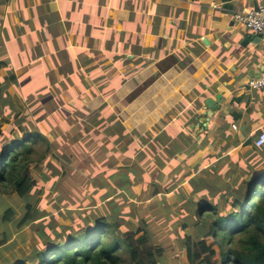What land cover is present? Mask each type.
Segmentation results:
<instances>
[{
  "label": "crops",
  "instance_id": "1",
  "mask_svg": "<svg viewBox=\"0 0 264 264\" xmlns=\"http://www.w3.org/2000/svg\"><path fill=\"white\" fill-rule=\"evenodd\" d=\"M262 2L0 0V62L4 63L1 77L10 80L8 88L20 86L29 103L51 95L57 109L55 100L60 99L59 107L67 106L70 118L75 113L83 114L77 118L81 122L99 111L102 118L96 120L92 129L103 128L106 135L119 141L124 138L116 133L126 130V139L136 144L137 153L142 152L140 137L149 130L147 127L143 135L139 131V114L149 124H156L152 122L154 114L177 113V119L170 121L174 134L185 130L193 136L192 129L196 128L197 141L199 144L202 141L199 147L203 148L202 159L195 167L205 164L180 179L183 187L179 189L190 194L189 181L203 178L204 166H215L228 156L235 158L228 151L231 145L243 146L248 142L254 145L258 137L253 135L254 129L264 130V91L240 89L241 83L246 86L251 78L261 75L259 67L264 56L258 55L254 46H251L254 56L240 53L242 39L235 35L236 23L232 25L233 12L256 8ZM234 89L240 90L236 93ZM220 92L225 96L219 110L204 129L199 120L204 116L205 100ZM130 96L137 98L129 101ZM144 97L148 99L146 105L140 102ZM240 97L244 102L231 111L235 98ZM109 98H113V104L108 103ZM154 99L160 105L150 104ZM93 100L99 104L93 105ZM233 111L239 112L238 119ZM233 125L237 126L236 132L231 128ZM221 140L222 145L227 144L225 151L218 150ZM168 160L173 161L171 165L175 160L184 162L179 155ZM175 171H180V166ZM112 175L105 181L103 174L100 183L95 181L93 185L111 191L121 185L110 179ZM129 179L133 185L134 180L130 176ZM174 186L177 189L179 185Z\"/></svg>",
  "mask_w": 264,
  "mask_h": 264
},
{
  "label": "rangeland",
  "instance_id": "2",
  "mask_svg": "<svg viewBox=\"0 0 264 264\" xmlns=\"http://www.w3.org/2000/svg\"><path fill=\"white\" fill-rule=\"evenodd\" d=\"M235 31V35L241 39L246 34L245 32H250L237 23ZM239 46L240 53L248 52L250 56H254L252 45L242 47L240 42ZM244 85L241 83L240 89L241 87L246 89ZM240 89L233 91L238 93ZM7 94L10 109L3 111L4 113L0 117V133H3L0 136V150L14 138L26 137L30 131L44 134L49 141L53 142V149L46 157H43L42 162L30 165V175L35 180L36 186L28 197L22 198L17 193L7 194L0 188V264H16L24 259L30 260V256H34L40 251L39 245L45 243V239L38 235L37 229H42L49 235L48 238L54 237L51 235L52 231L56 229L61 235L57 237L63 240L67 237L64 235H71L81 227L87 228L93 225L97 217L102 215L108 216L112 221L120 224L119 233L121 231L130 232L147 223V227L150 225L153 232L150 243L164 249L163 264H188L187 252L181 248L180 241H187L190 237L188 244L193 245L199 239L200 233L192 226L186 229L183 227L185 222H189L190 225L194 224L196 208L195 204L191 205L188 202V198L180 200L183 195L181 194L182 189H179L183 187L180 179L188 173H195L196 168L205 163H199L195 167V164L202 159L203 148H199L191 157L185 156L187 159L179 154L184 162L175 160V164L171 165L173 161L167 159L164 151L169 143L168 145L163 144L159 136L164 132L166 138L173 139L175 137L174 126L170 124V121L173 119L175 121L177 114L167 112L160 118V115L156 113L152 117V122H157L156 124H149L146 117H141L139 114L141 122L138 127L139 131L143 135L145 129L147 127L149 129L147 133H144V136L149 133L147 138L148 145L151 147L146 145L142 148V152L147 157L146 161L141 160L140 155L138 157L136 144H130V150L123 155L112 154L105 160V158L99 159L100 156L107 155L104 152L105 148L110 150L113 147H120L116 143L120 139L112 138L108 133L106 135L103 128L92 129L96 120L102 118L99 111L88 116L86 122H81L77 118L83 114L75 113L70 118V115L67 114V106L59 107L60 99L55 100L58 104V108L55 109L54 99L51 95L49 97L45 95L46 98L37 97L29 103V98L18 85L9 87ZM93 102V105L99 104L97 100H93ZM113 102V98L108 99V103L113 104ZM183 104L180 107H183ZM135 106L139 108L137 103ZM255 107H258L257 103ZM251 108L253 107L249 109ZM160 123L170 125L171 128L160 127L158 125ZM234 127L237 126L233 125L231 128L236 132L237 128ZM153 129H157L158 133H155ZM116 130L118 131V129ZM192 130L193 136H190L200 146L202 141L200 144L197 141V129ZM254 131L256 132L253 135L259 136L264 130L261 131L258 128ZM55 132L61 133L57 136ZM222 141L217 147L218 150L225 151L227 144L222 145L224 144ZM121 143L126 145L128 139L121 140ZM221 145L222 147L219 148ZM206 147L215 150L213 146ZM257 148L251 142L237 147H234L233 144L231 150L228 151L235 154L236 157L228 162L239 167H253L256 170L252 172L249 169V175L254 176L260 172V169H264V147ZM64 160L68 162H64ZM175 165L176 167L180 166V171L174 172ZM129 166H133L137 171L133 175L128 174L131 180H134V184L130 188L137 197L123 196L122 192H119L104 200L103 196L106 191L99 190L96 186L100 183L99 177H103L104 174L106 181L116 171L124 170L125 173H128ZM169 167L172 170H168ZM228 168V164H223L216 169L204 166L202 171L205 174L203 176L205 180L212 181L214 180L213 175L223 176ZM95 181L98 182L94 186ZM176 184L179 185L178 188L168 192V189ZM210 186L207 190L208 193L209 190L215 189L214 185L211 188ZM157 190L161 194L155 196ZM196 198L199 202L206 201L203 194ZM215 201L221 202L220 209L225 215L230 212L223 206L221 200L214 199ZM188 208L193 210L190 212ZM116 209H119L117 213H115ZM8 211L10 215H7V220L4 215ZM25 218L28 220L27 223L22 221ZM61 227L66 229V231L63 230L67 234Z\"/></svg>",
  "mask_w": 264,
  "mask_h": 264
},
{
  "label": "trees",
  "instance_id": "3",
  "mask_svg": "<svg viewBox=\"0 0 264 264\" xmlns=\"http://www.w3.org/2000/svg\"><path fill=\"white\" fill-rule=\"evenodd\" d=\"M3 65L4 63L0 62V71ZM8 81L10 80L1 77L0 72V117L3 111L10 109L7 94ZM140 92L142 93L143 90ZM136 98L130 96L128 100L133 101ZM140 102L146 105L148 99L141 98ZM154 102L156 106L160 105L156 99L153 102L150 101V104ZM243 102V97L235 98L230 107L231 111ZM159 111H162V108L159 107ZM233 112L236 113V111ZM157 114L163 115V113ZM239 116L237 111L235 118L238 119ZM116 126L119 128V123ZM120 131L116 134L124 138L123 141L126 140L128 137L126 130ZM153 131L158 133L157 129ZM60 133L55 132L57 136ZM2 134L0 133V136ZM174 135L175 139L166 138L164 132L159 136L162 142L169 143L164 151L167 159H176L179 154L191 157L199 149L200 146L188 131L184 130ZM148 136L149 133L140 137V149L146 145L151 147L148 145ZM52 143L44 134L30 131L26 137L14 138L10 143L5 144L0 150V188L7 194L17 193L22 198L28 197L36 186L29 167L43 161V157H46L53 149ZM116 143L120 147L111 150L106 147L104 152L107 155L101 159L105 157L106 160V157L112 153H126L130 150V143L124 145L119 140ZM139 155L141 160H147L146 154L141 150L138 157ZM156 159L159 160V158ZM228 160H231L230 156L212 166V169H216L223 164H228V172L226 171L223 176L213 175L212 181L205 180V177L192 178L189 181L191 193L188 194L186 189H182L183 195L180 200L188 198V202L191 205L195 204L196 208L194 224L185 222L183 227L186 229L192 226L200 233L199 239L193 245L188 244L190 237L187 241H180L181 248L187 252L188 264H264V169H260L259 173L252 176L249 175V169L252 172L256 169L251 166L239 167ZM64 162L68 161L64 160ZM242 168L243 170H240ZM134 172H137L134 168H130L128 173L115 172L117 174L112 175L110 179L115 184L121 185L107 191L103 199L106 200L119 192H122L123 196L137 197L130 188L132 184L128 175ZM245 181L247 182L244 184ZM209 184L214 185L215 189L209 190L208 193ZM174 189H176L175 186L170 187L168 192ZM160 194L157 190L155 196ZM199 194H203L206 199L204 203L197 200L196 197ZM214 199L221 200L223 206L230 212L225 215L220 209L221 202H214ZM188 210L191 212L193 209L188 208ZM9 211L4 215L7 220ZM118 211L119 209H116L115 213ZM22 221L28 222L26 218ZM119 226L120 224L112 221L110 217L102 215L97 217L93 225L87 228L81 227L71 235H64L67 237L63 240L57 237L61 235L56 229L52 231L51 236L54 237L51 238H48L49 235L42 229H37L38 235L45 239V243L39 245L40 251L30 256V260L24 259L16 264H163L164 249L150 243L153 236L150 225L147 227L145 223L143 227L139 226L130 232L121 231L120 233ZM61 229L66 231L64 227Z\"/></svg>",
  "mask_w": 264,
  "mask_h": 264
},
{
  "label": "built area",
  "instance_id": "4",
  "mask_svg": "<svg viewBox=\"0 0 264 264\" xmlns=\"http://www.w3.org/2000/svg\"><path fill=\"white\" fill-rule=\"evenodd\" d=\"M211 6L218 8L215 4ZM232 17L235 23L264 38V2L260 3L256 8L233 12ZM245 87L251 90L264 91V72L259 78H251ZM254 146L256 148L264 147V131L255 139Z\"/></svg>",
  "mask_w": 264,
  "mask_h": 264
},
{
  "label": "water",
  "instance_id": "5",
  "mask_svg": "<svg viewBox=\"0 0 264 264\" xmlns=\"http://www.w3.org/2000/svg\"><path fill=\"white\" fill-rule=\"evenodd\" d=\"M235 22L232 23V25ZM254 46V51L258 55H263L264 56V39L262 36L257 35V34H245L243 36V39L241 41V46L242 47H247L249 45ZM260 71L261 73L264 72V62L260 64ZM260 74L257 76H254L255 78H259ZM225 96V93L220 92L216 98H207L205 100V107H204V116L200 118V123L203 125L204 128L207 127L208 122L211 120V118L216 114V112L219 110V105L221 101L223 100Z\"/></svg>",
  "mask_w": 264,
  "mask_h": 264
}]
</instances>
